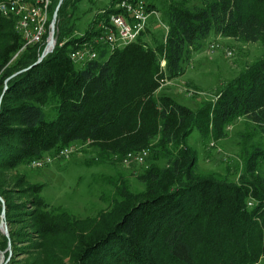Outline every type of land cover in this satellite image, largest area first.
Returning a JSON list of instances; mask_svg holds the SVG:
<instances>
[{
	"label": "trees",
	"instance_id": "1",
	"mask_svg": "<svg viewBox=\"0 0 264 264\" xmlns=\"http://www.w3.org/2000/svg\"><path fill=\"white\" fill-rule=\"evenodd\" d=\"M57 1L52 0L49 20ZM80 1L62 0L55 45L34 64L46 33L41 42L21 49L24 38L15 18L0 13V94L5 79L27 67L8 78L0 102V196L12 249L6 264H16L14 252L23 254L49 241L65 250L71 241L72 264L260 263L264 176L258 174L257 156H248L237 179L201 174L186 140L194 129L205 137L223 136L224 128L241 116L264 128V54L195 109L158 89L181 75L211 36L264 44V0H155L166 29L156 32L157 23H148L135 39L113 49L98 38V22L110 13H124L117 0L78 31ZM155 1L147 0L149 11L157 12ZM85 47L96 55L75 62L70 52ZM51 101L56 114L47 119L43 105ZM76 143L95 148V161L122 162L128 152L149 151L139 175L143 190L114 183L117 199L111 208L85 222L48 202L40 194L43 183L8 175L21 163ZM23 189L32 195L12 200ZM1 208L0 202V213ZM23 214L26 227H12ZM7 240L1 233L0 250ZM37 256L29 255L24 264H36Z\"/></svg>",
	"mask_w": 264,
	"mask_h": 264
},
{
	"label": "rangeland",
	"instance_id": "2",
	"mask_svg": "<svg viewBox=\"0 0 264 264\" xmlns=\"http://www.w3.org/2000/svg\"><path fill=\"white\" fill-rule=\"evenodd\" d=\"M109 1L81 0L75 12L78 31L84 30L94 13ZM156 4L158 14H151L149 23H157L154 30L161 32L164 28L160 22L163 9L159 3ZM212 42H217L219 46L214 49L209 48ZM263 54L264 44L261 42H244L229 35L211 36L201 50L193 53L192 58L185 64L184 72L165 81L158 92H169L195 109L204 101L213 99L225 81L236 76ZM43 110L47 119L53 118L56 114V107L52 101L45 103ZM186 142L196 154V171L201 174L237 179L244 169L248 156L255 153L258 174L264 176V128L247 121L243 116L233 119L224 128L223 136L205 137L194 129ZM149 154L148 151L142 161L113 162L105 159L95 161V148L76 143L67 155L53 156L51 161L39 167L21 163L17 168L9 170L8 175L13 177L24 175L29 183H43L40 194L48 202L65 208L73 218L87 222L100 218L102 213L111 208L114 199H117V195L114 194V183L127 184L134 192L143 190L144 185L139 175L149 162L147 161ZM159 163H164V159L161 158ZM13 181L14 179L10 180L3 187L10 186ZM17 191L12 199L17 202L24 201L32 195L24 189ZM26 217V214L21 215L22 222L12 227L20 225L26 227L28 223ZM26 230L30 228L27 227ZM23 237L28 241L35 240L30 234H24ZM26 239H23L21 246L26 244ZM58 245L55 241H49L41 248L27 247L23 254L15 255L14 252L13 263L24 264L29 255L33 254L34 258L38 255L37 258L44 260L36 258V264H72L71 253L68 250H72V242L67 241L69 248L66 250L65 247ZM6 248L7 245L2 249L4 257L11 256V244L10 248ZM258 264H264V257Z\"/></svg>",
	"mask_w": 264,
	"mask_h": 264
},
{
	"label": "built area",
	"instance_id": "3",
	"mask_svg": "<svg viewBox=\"0 0 264 264\" xmlns=\"http://www.w3.org/2000/svg\"><path fill=\"white\" fill-rule=\"evenodd\" d=\"M51 3L52 0H0V13L15 18V27L24 38L21 49L27 44L41 42L45 33L44 40L46 41L50 32L49 9ZM115 5L120 7L124 13H110L108 19H101L98 22L101 28L98 38L108 43L111 49L135 39L138 33L149 23L150 15L157 14L156 11L147 9V0H117ZM163 27L166 29L164 24ZM218 46L217 42L209 44V48L213 49ZM95 55L94 50L86 47L70 52V57L78 63H82ZM72 149L73 145H69L59 149L53 155L46 153L41 157L33 158L29 165L33 167L42 166L51 161L53 156L67 155ZM146 153V150L135 153L128 152L124 161H142Z\"/></svg>",
	"mask_w": 264,
	"mask_h": 264
},
{
	"label": "water",
	"instance_id": "4",
	"mask_svg": "<svg viewBox=\"0 0 264 264\" xmlns=\"http://www.w3.org/2000/svg\"><path fill=\"white\" fill-rule=\"evenodd\" d=\"M62 0H58L54 9H53V12H52V16H51V19H50V32L47 36V39L45 41V45H44V48L43 50L41 51L40 55L38 56V58L36 59V61L33 62L34 63H37L38 61H40L48 52H50L54 45H55V41H56V35H55V21H56V17H57V11H58V8L61 4ZM30 66V65H29ZM28 66V67H29ZM25 68L27 67H24V68H21L17 71H15L14 73H12L9 77H11L12 75L24 70ZM7 77L4 81V87H3V90L0 94V102H1V96L4 92V90L6 89V86H7V80L8 78ZM0 202L2 204V208H1V213H0V232L3 233L5 236H7V249L10 248V238H9V232H8V227H7V223L4 219L5 217V204H4V199L0 196ZM9 258V255L7 257H4V252L3 250H0V264H6L7 260Z\"/></svg>",
	"mask_w": 264,
	"mask_h": 264
}]
</instances>
